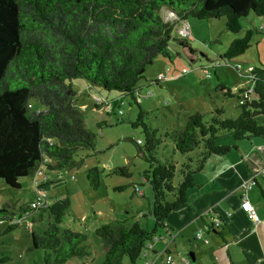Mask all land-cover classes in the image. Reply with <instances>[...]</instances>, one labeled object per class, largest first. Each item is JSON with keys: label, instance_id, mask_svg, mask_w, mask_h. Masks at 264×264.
Segmentation results:
<instances>
[{"label": "trees", "instance_id": "obj_1", "mask_svg": "<svg viewBox=\"0 0 264 264\" xmlns=\"http://www.w3.org/2000/svg\"><path fill=\"white\" fill-rule=\"evenodd\" d=\"M251 15L264 17V0H0V180L19 189L21 180L40 168L68 169L82 162L76 161L79 153L95 148L97 133L85 127L71 81L84 79L138 104L139 83L157 57L169 58L172 50L181 57L176 46L194 54L189 45L194 35L189 39L179 34L188 18L224 19L228 32L240 34L242 20ZM255 33L247 30L235 39L222 58L230 61L245 54ZM245 74L249 82L236 93L220 85L224 97L237 99L236 118H223L224 107H217L207 117L190 115L182 129L166 133L183 163L157 158L162 141L149 131L140 110L133 126L146 134L144 146L136 144L148 164L143 178L152 190L154 227L117 221L98 228L95 233L105 249L99 264H143L159 232L170 231L169 215L198 187L196 175L209 158L236 150L238 141L264 137V67ZM97 100L96 108L106 104ZM32 101L44 109L35 110ZM88 178L98 186L97 169ZM61 184L52 179L37 188L48 193ZM69 209L66 197L51 199L46 210H38L47 211L51 220L45 230L31 232L32 248L43 251L45 264L90 256L85 233L60 229ZM28 211L29 206L22 209ZM0 219L15 220L4 209ZM8 260L2 258L0 264Z\"/></svg>", "mask_w": 264, "mask_h": 264}, {"label": "rangeland", "instance_id": "obj_2", "mask_svg": "<svg viewBox=\"0 0 264 264\" xmlns=\"http://www.w3.org/2000/svg\"><path fill=\"white\" fill-rule=\"evenodd\" d=\"M186 24L195 38L189 43L194 54L184 53L176 46L181 57L173 50L169 58L157 57L139 83L142 94L137 99L138 104L130 96L119 97L116 92L90 86L84 79L71 81L85 127L97 133V137L94 149L78 154L76 161L81 160V163L68 169H42L49 179L62 181L59 187L48 192L50 199L68 197L70 200V209L60 229H71L88 236L90 256L86 259L74 258L67 264L102 262L105 249L95 231L105 224L122 221L126 224L138 222L148 230L154 227L152 190L143 178L148 164L136 144L141 141L143 147L146 134L141 126H133L140 110L145 113L144 122L149 131H155L156 139L162 141L158 145L157 158L183 163L184 159L165 138L166 133L182 129L190 115L201 113L207 117L217 107H224L223 118H236L239 112L237 99L224 97L220 85L236 93L238 88L249 82L245 73L254 67H264V17L251 15L243 19V32L240 34L228 32L224 19L198 20L190 17ZM247 30L256 32L251 47L233 60L223 59L231 43L244 36ZM97 99L106 104L96 108ZM32 105L35 110L43 108L37 101H32ZM120 112L122 115H119ZM92 169L98 171V186H93L88 178ZM41 178V174L30 175L21 180L19 189H13L0 180V209H4L6 216L13 217L19 224L12 230H8L9 221L0 224V260L9 259L3 264H45L43 251L32 248L31 232L48 227L51 221L48 212L35 211L30 216L22 212L34 199L35 182ZM159 235L165 237V232L161 230ZM169 241L160 240L154 244L162 250ZM172 248L171 244L173 257L179 252L183 257L194 252L192 244H187L182 250Z\"/></svg>", "mask_w": 264, "mask_h": 264}, {"label": "crops", "instance_id": "obj_3", "mask_svg": "<svg viewBox=\"0 0 264 264\" xmlns=\"http://www.w3.org/2000/svg\"><path fill=\"white\" fill-rule=\"evenodd\" d=\"M42 173L38 181L52 180L43 170ZM251 178L255 185L248 199L257 221L249 219L241 207V185ZM196 182L198 187L190 190L187 203L169 215L170 231L157 240L170 241L162 250L153 243L143 264L153 261L162 251L172 256L171 244L181 250L192 244L195 264H264V137L238 141L236 150L225 156H211L196 175ZM207 210L212 211L211 218L202 216ZM213 218L221 220V227L208 230ZM200 230L207 244L195 241ZM172 259L174 264H186V260L193 264L189 256L183 257L180 252Z\"/></svg>", "mask_w": 264, "mask_h": 264}, {"label": "built area", "instance_id": "obj_4", "mask_svg": "<svg viewBox=\"0 0 264 264\" xmlns=\"http://www.w3.org/2000/svg\"><path fill=\"white\" fill-rule=\"evenodd\" d=\"M179 34L182 37L193 39L188 24L184 25V28H182L179 31ZM140 95L141 94L139 93L138 100L140 99ZM100 101L101 100H97L98 103H100ZM41 169L42 168H40L38 171H36L35 174H41L42 175L43 173H42ZM40 183H41L40 181L35 182L36 194H35L34 199L29 203V211L25 213L26 216H30V214L32 212H35L38 210H46L51 204V199L49 198L48 193L44 190H40L37 188V186ZM254 185H255L254 178H251L249 181H247L241 185V189L243 191V202H242L241 207H242L243 211L247 214L249 219H251L253 221H257V216L255 213V210H254L252 204L250 203V201L248 199V192L253 188ZM202 216L203 217L206 216V217L211 218L212 217V211L207 210L202 214ZM3 223H5V220L0 219V224H3ZM15 223L18 224V222L16 220L10 222V224H15ZM220 227H221V220L218 218H213L210 227H208L207 229L208 230H210L211 228L218 229ZM158 239H156V241ZM195 239L198 241L202 240V241H204L205 244L208 243V240H206L203 236L202 230L198 231L195 234ZM145 254H146V252H145ZM145 254H144V256H145ZM185 262H186V264H189L188 260H186ZM145 264H174V262H173L172 256L169 253H167L166 251H162L157 255V257L153 261L147 262Z\"/></svg>", "mask_w": 264, "mask_h": 264}, {"label": "water", "instance_id": "obj_5", "mask_svg": "<svg viewBox=\"0 0 264 264\" xmlns=\"http://www.w3.org/2000/svg\"><path fill=\"white\" fill-rule=\"evenodd\" d=\"M189 258L191 259L192 263L195 264V256L193 253L189 254Z\"/></svg>", "mask_w": 264, "mask_h": 264}]
</instances>
